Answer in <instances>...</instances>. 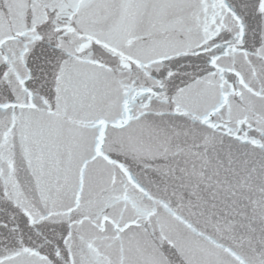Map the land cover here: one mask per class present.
I'll list each match as a JSON object with an SVG mask.
<instances>
[{"label": "snow or ice", "instance_id": "snow-or-ice-1", "mask_svg": "<svg viewBox=\"0 0 264 264\" xmlns=\"http://www.w3.org/2000/svg\"><path fill=\"white\" fill-rule=\"evenodd\" d=\"M0 264H264V0H0Z\"/></svg>", "mask_w": 264, "mask_h": 264}]
</instances>
